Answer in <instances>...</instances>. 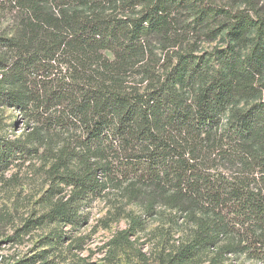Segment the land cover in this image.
Here are the masks:
<instances>
[{"label": "trees", "instance_id": "16d2710c", "mask_svg": "<svg viewBox=\"0 0 264 264\" xmlns=\"http://www.w3.org/2000/svg\"><path fill=\"white\" fill-rule=\"evenodd\" d=\"M229 2L1 0L0 103L35 128L0 151L43 149L49 208L25 227L55 226L20 264L84 250L58 227L86 223L83 208L112 190L129 222L114 257L160 217L184 235L159 264L264 263V11ZM218 38L230 46L213 68L198 43Z\"/></svg>", "mask_w": 264, "mask_h": 264}, {"label": "rangeland", "instance_id": "374dc122", "mask_svg": "<svg viewBox=\"0 0 264 264\" xmlns=\"http://www.w3.org/2000/svg\"><path fill=\"white\" fill-rule=\"evenodd\" d=\"M255 2L264 11V0H255ZM237 6L246 7L245 4ZM9 18L8 12L0 13V29L6 27ZM198 46L200 48L198 55L216 68L219 64L217 54L223 51L228 53L230 42L218 38L213 42H200ZM246 52L242 54L245 55ZM34 126L25 112L3 107L0 103L2 140L23 137L31 133ZM223 127H226V120ZM42 155H44L43 149L38 154L14 152L7 159L2 157L0 151V264H20L23 260H28L47 249L42 246L43 238L55 226L33 228V223L30 229L25 227L27 222L35 220L49 208L45 198L50 189V182ZM6 161H9L8 165ZM119 194L115 190L106 191L102 196L91 199L83 208L88 215V221L80 227L76 229L70 226L58 227L59 231L68 237H83L84 241L81 245L84 250L73 251L78 255L74 261L73 252L69 255L65 248H60L57 252L59 257H50V264H76L77 261H80L79 264H159V254L168 253L181 242L183 230L171 229L164 218L157 217L148 219L144 229L130 238L133 242L132 246L129 245V248L122 250L115 257L114 253L111 255L112 240L129 225L126 217L115 216L116 208H123L122 205L126 202ZM124 209L128 212L133 210L137 215L141 213V209L134 205H128ZM111 217L118 219L111 221ZM106 223L109 227L105 226ZM138 252H141L144 259H140L142 256L139 258ZM233 263L264 264L246 255L234 257Z\"/></svg>", "mask_w": 264, "mask_h": 264}]
</instances>
